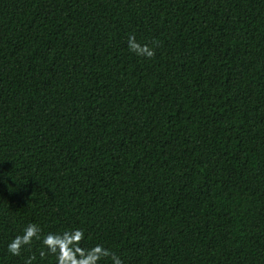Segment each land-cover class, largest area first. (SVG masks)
Segmentation results:
<instances>
[{
	"label": "trees",
	"instance_id": "1",
	"mask_svg": "<svg viewBox=\"0 0 264 264\" xmlns=\"http://www.w3.org/2000/svg\"><path fill=\"white\" fill-rule=\"evenodd\" d=\"M49 233L264 264V0H0V264H58Z\"/></svg>",
	"mask_w": 264,
	"mask_h": 264
},
{
	"label": "clouds",
	"instance_id": "2",
	"mask_svg": "<svg viewBox=\"0 0 264 264\" xmlns=\"http://www.w3.org/2000/svg\"><path fill=\"white\" fill-rule=\"evenodd\" d=\"M130 49L138 55H146L148 58H151L155 55L154 51L150 49L147 45L141 46L135 42L134 37L130 38ZM70 234H52L49 233L48 235L42 238L43 245L48 248V250L54 254H57L58 264H97V261L100 260L102 257L109 256L110 253L103 249L102 246H96L90 250H80L77 253H73L71 256L65 249L69 243ZM74 235L79 238L72 241L74 245H78L79 239L83 237V233L80 230H75ZM34 238H40V229L38 226L34 224H29L24 230L22 235H17L9 244H8V251L12 255H20V251L22 247L28 246L32 243ZM79 256L80 258L77 259L76 257ZM117 264H122L118 258Z\"/></svg>",
	"mask_w": 264,
	"mask_h": 264
}]
</instances>
